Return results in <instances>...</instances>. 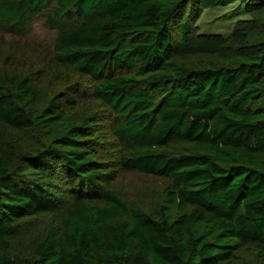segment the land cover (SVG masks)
<instances>
[{
	"label": "trees",
	"instance_id": "obj_1",
	"mask_svg": "<svg viewBox=\"0 0 264 264\" xmlns=\"http://www.w3.org/2000/svg\"><path fill=\"white\" fill-rule=\"evenodd\" d=\"M235 1L0 0L2 29L40 20L90 81L0 73V264H264V0L229 38L194 32ZM119 171L161 188L126 201Z\"/></svg>",
	"mask_w": 264,
	"mask_h": 264
},
{
	"label": "rangeland",
	"instance_id": "obj_2",
	"mask_svg": "<svg viewBox=\"0 0 264 264\" xmlns=\"http://www.w3.org/2000/svg\"><path fill=\"white\" fill-rule=\"evenodd\" d=\"M247 0H237L229 5H218L204 8L194 21V32L199 35L220 34L225 38L231 37L240 23L251 18L247 11ZM190 7L186 9L189 13ZM56 32L40 20L22 34H14L0 27V73L19 69L31 72L33 76L39 75L43 80L40 88L47 93L53 94L63 89L62 83L55 84L54 76L57 74L65 82H78L84 88H89L90 81L78 76L71 68L63 66L54 59V42ZM85 101L95 100L87 96ZM10 129L0 123V135L8 136ZM36 139L35 135H32ZM109 147L113 155L120 153L119 146L112 143ZM115 189L126 201L145 202L152 200L156 191L161 188L162 180L153 176L136 172L119 171L117 178L111 181ZM49 223V218L36 219L30 223H24L22 228L27 232L18 235L14 240L15 245L21 240L27 242L40 239L44 235V229ZM30 227L32 231L26 229ZM29 231V232H28Z\"/></svg>",
	"mask_w": 264,
	"mask_h": 264
}]
</instances>
